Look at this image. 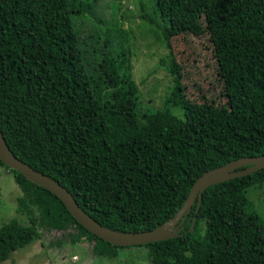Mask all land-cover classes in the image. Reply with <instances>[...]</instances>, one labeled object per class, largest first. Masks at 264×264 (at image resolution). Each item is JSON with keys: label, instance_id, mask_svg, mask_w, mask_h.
<instances>
[{"label": "trees", "instance_id": "trees-1", "mask_svg": "<svg viewBox=\"0 0 264 264\" xmlns=\"http://www.w3.org/2000/svg\"><path fill=\"white\" fill-rule=\"evenodd\" d=\"M99 1L0 0V131L18 159L63 186L94 221L148 232L177 214L205 172L264 155V0H198L223 101L190 99L170 51L173 84L158 110L138 100L129 51L105 41L111 25L90 21L99 31L88 37L78 28ZM142 16L165 40L177 34ZM0 167L22 193L16 214L29 221L0 227V264L44 231L72 230L73 243L84 239L107 259L129 248L90 234L54 194ZM252 187H264V169L208 187L177 237L130 248L146 249L148 264H264Z\"/></svg>", "mask_w": 264, "mask_h": 264}, {"label": "rangeland", "instance_id": "rangeland-1", "mask_svg": "<svg viewBox=\"0 0 264 264\" xmlns=\"http://www.w3.org/2000/svg\"><path fill=\"white\" fill-rule=\"evenodd\" d=\"M143 13L159 24L167 23L177 34L165 40L161 31L144 19ZM200 13L198 0H100L92 18L81 17L77 26L88 37L99 31L91 22L111 25L109 32L112 30L113 34L103 39L111 41L113 48L122 43L129 51L130 74L138 87V100L143 107L158 110L173 84L167 69L170 51L180 67L190 99L199 103L203 96H212L223 101L213 47L203 33L205 24ZM174 113L180 115L177 110ZM246 195L264 220V187H252ZM19 196L22 193L12 174L0 167V227L13 218L23 226L29 224L25 215L15 212ZM69 232L74 231H44L41 239L13 253L1 264L149 263L146 249L140 247L119 249L117 257L112 259L95 256L91 243L84 239L73 243L67 235Z\"/></svg>", "mask_w": 264, "mask_h": 264}, {"label": "water", "instance_id": "water-1", "mask_svg": "<svg viewBox=\"0 0 264 264\" xmlns=\"http://www.w3.org/2000/svg\"><path fill=\"white\" fill-rule=\"evenodd\" d=\"M0 161L5 167L20 173L31 183L54 194L63 203L75 221L87 232L117 247L142 246L177 237L181 231L184 216L189 214L196 200L197 209L200 207L202 194L208 187L231 179L245 177L264 169V155H262L240 158L224 166L207 171L194 182L184 204L172 219L151 231L131 233L112 230L94 221L78 206L72 195L63 186L18 159L7 146L1 131Z\"/></svg>", "mask_w": 264, "mask_h": 264}]
</instances>
